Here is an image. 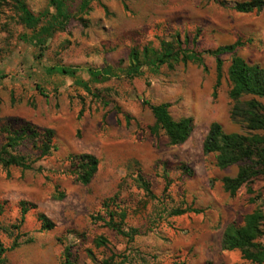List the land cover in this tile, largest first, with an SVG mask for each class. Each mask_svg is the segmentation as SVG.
<instances>
[{
	"label": "rangeland",
	"instance_id": "374dc122",
	"mask_svg": "<svg viewBox=\"0 0 264 264\" xmlns=\"http://www.w3.org/2000/svg\"><path fill=\"white\" fill-rule=\"evenodd\" d=\"M22 1L35 16L53 11L48 0ZM64 1L76 18L43 48L21 39L30 36L32 29L21 24L15 2L0 3L2 97L14 85V78L20 76L21 63L29 66L31 82L36 79L43 88L50 89L53 84L63 86L66 78H42L41 72L47 66L77 63L85 69L111 63L125 69L134 47L149 45L156 49L160 39L172 42L177 34L182 41L188 37L184 48L202 54V63H180L174 69L163 66L156 73L145 69L143 77L133 80L120 70L105 84L92 85L97 98L88 95L86 101L82 99L85 95L74 88L66 87L59 96L52 90L47 99L29 90L28 100L40 107L29 117L30 122L37 127L44 120L58 125L53 142L59 153L37 163L38 148L33 141L25 142L16 151L28 153L26 157L36 162L33 170L14 167L8 174L2 173L0 203H7L1 218L4 225L20 218L21 200L37 205L22 227L35 241L9 252L8 264H65L66 247H70L72 264H201L196 249L200 238H208L228 224L242 225L244 217L256 209L264 212V175L252 179L231 197L221 180L235 177L244 163L220 169L216 166L217 153L205 155L203 151L213 122H218L226 133L264 135V130L250 132L231 119L234 102L228 79L234 56L264 67V9L247 14L234 10L235 4L249 0H97L87 14H81V0ZM237 40L244 45L222 56L219 80L216 59L205 52ZM251 99L254 97L244 98ZM255 99L264 105V99ZM144 100L170 103L171 114L177 120L193 117L195 128L189 140L173 147L162 132L153 135L150 127L154 118L143 105ZM79 103L83 109L81 121L77 117ZM28 111L31 113L30 107ZM19 123L11 119V126ZM4 141L0 137V146ZM83 152L93 153L100 160L99 172L88 186L66 175L61 165L68 153ZM182 165L192 169L193 176L184 174ZM38 166L44 169L42 173L36 171ZM138 171L151 185L155 199L138 188ZM167 178L174 183L169 194L164 193ZM210 178L214 179L212 187L208 185ZM113 197L116 201L111 205L121 203L128 212L124 231L137 230L138 235H118L98 220L99 215L104 216L103 200ZM188 207L203 212L171 216L173 210ZM38 213L48 216L56 228L42 231ZM0 235L10 246L11 239ZM214 243L207 247L214 248Z\"/></svg>",
	"mask_w": 264,
	"mask_h": 264
},
{
	"label": "trees",
	"instance_id": "16d2710c",
	"mask_svg": "<svg viewBox=\"0 0 264 264\" xmlns=\"http://www.w3.org/2000/svg\"><path fill=\"white\" fill-rule=\"evenodd\" d=\"M3 1L7 0H0V3ZM13 1L18 8L21 24L28 30L29 28L32 29L30 36L24 35L21 39L31 42L39 48L45 47L56 33L64 32L72 19L76 18L64 0H48L49 7L53 11L47 10L38 16H35L22 0ZM95 1L97 0H81L79 13L87 14ZM263 9L264 0H249L234 6L235 11L244 14L254 11L260 12ZM187 40L188 37L182 41L180 35L177 34L172 42L160 39V47L156 49L149 45L141 49L134 47L128 56L129 66L125 69L115 68L109 64L100 68L87 66L85 72L88 74L89 80L82 81L81 87L86 93L97 98L92 90V85L106 82L108 78L114 77L117 71L121 70L127 79L133 80L143 77L145 69L156 73L163 66L174 69L180 63H202V54L184 48L188 44ZM243 45L241 40H237L233 44L205 52V54L215 57L219 80L222 77V56L234 53ZM81 69V67L54 66L51 67L50 73L75 78ZM228 79L231 83L230 97L234 102L231 119L234 122L244 124L250 132L263 131L264 105L255 98L264 99V67L252 65L245 59L234 56L228 69ZM38 90L40 91L41 88L38 87ZM40 94L46 96L43 90L40 91ZM248 96H252L254 99L244 100ZM143 105L147 106L153 115L154 124L150 127V132L153 135L158 136L162 132L167 137L169 145L173 147L181 146L189 140L195 128L193 117L175 119L170 111V103L153 104L144 100ZM82 115L83 110L78 117L81 118ZM53 140V131L40 129L31 124H26L21 129L11 132L0 148V176L4 172L8 174L10 169L14 167L23 171L33 170L35 161L26 156L15 154L23 142L33 141V144L41 152V156L46 157L57 149ZM203 151L205 155L217 153L216 166L220 169H227L232 165L244 163L235 177L222 179L225 191L229 192L231 196H235L252 179L264 175V135L226 133L218 122H213L204 139ZM69 160L71 172L76 176V180L82 185H89L98 173L100 160L90 153L71 155ZM181 170L188 176L194 174L192 169L186 165H182ZM135 181L138 188L143 190L146 196L152 200L156 198L151 190V185L145 181L141 171L137 172ZM165 183L164 193L168 194L172 181L167 178ZM115 201V197L103 200L104 216L99 215L98 220L103 221L105 226L118 235L128 238L138 235L137 230L128 233L124 231L123 226L128 212L121 203L112 206ZM6 205L7 203H0V234H5L12 243L10 246H6L0 235V264H8L7 254L9 252L14 251L22 244L34 242V238L28 233H24L22 227L27 214L37 210V205L27 200H21L18 203L20 218L16 223L4 225L1 218L5 213ZM188 212L200 213L201 210L193 208L175 209L171 212V216H182ZM37 218L42 231H52L56 228V223L44 213H38ZM263 226L264 212L261 209H256L244 217L243 225L231 224L226 228L222 248L229 251L240 250L246 259L253 263L264 264V246L259 243V239L264 237ZM64 255L65 264H72L70 247L65 248Z\"/></svg>",
	"mask_w": 264,
	"mask_h": 264
},
{
	"label": "crops",
	"instance_id": "0c3cea01",
	"mask_svg": "<svg viewBox=\"0 0 264 264\" xmlns=\"http://www.w3.org/2000/svg\"><path fill=\"white\" fill-rule=\"evenodd\" d=\"M159 47H160V43H159L158 48ZM108 64L111 65V63H108ZM75 65L74 66L65 65V66L66 67H79L77 63ZM20 66L22 67V69H21V71L19 73L20 76H17L16 78H14V80H15L14 85L9 89L8 92L3 94L4 97H2L0 95V137L5 139L3 144L6 142V139H7V137L9 136V134L11 132H14V131H17V130L21 129V127L26 125V124L34 125V124H32L30 122L29 117L30 116L33 117L38 111H40V107L39 106H35V104H32V102H30L28 100L29 99L28 95H29V90L30 89L34 93L39 94V96L41 98H45V99L49 98V93L48 92H51L53 90L52 94H57L59 96L61 94V92H63V90L64 91L66 90V87L67 88H72V89L74 88L77 91H81L80 94L82 93L83 95H85V97L82 98L85 101H86V98L89 95L81 87V82L82 81L86 82V81L89 80V76L85 72V69H81L80 72L78 73V75L75 78H71V77H67V76H62V75H60L58 73H50L51 67H54V66H47L46 68H44L43 72H41V77L42 78H44L45 76L46 77H52V78L64 77V78H66V82L64 83L63 86H59V85L53 84L52 88L46 89V88H43L44 86L42 84H40L38 82V80L35 79L33 82L30 81V79H29V77H30L29 76V66L28 65H25V64L23 65V63H21ZM13 68L14 67H12L11 69H13ZM98 68H100V67H98ZM36 73L38 74V73H40V71H37ZM31 78H33V77H31ZM105 83L106 82L99 83V84H96V85H103ZM38 87L41 88V90L44 91L46 96H42L40 94L41 90L39 91ZM73 101H74V99H73ZM79 101H81V100L79 99ZM162 103H165V102H162ZM158 104H161V103H158ZM79 105H80V108L78 110V115L83 110L81 103H79ZM28 107L31 108V113H29ZM83 118L84 117H82V119ZM11 119L19 120V122H20L19 124L20 125L11 126ZM80 119L81 118H78V121H81ZM40 125H42V126H39L38 128H40V129H48V130H51V131L54 132V141H55V139H56V137L58 135V131H59L58 125H56L51 120H44V121H42V124H40ZM36 127H37V125H36ZM25 142H30V141H25ZM25 142H23L22 144H24ZM54 143H55L57 149L55 151H53L50 155L46 156V157H42L41 156V152L37 149L38 150L37 152L40 153V157H39V160L37 161V163L38 162L39 163H41V162L44 163V162L48 161L47 160L48 158L51 159L54 156L58 155L59 148H58V145L56 144V142H54ZM22 144L19 147H21ZM2 145L0 146V148L2 147ZM19 147L17 148V150L19 149ZM17 153L20 154L21 156L28 155V153H19L18 151H16L15 154H17ZM83 153H90V152H83ZM83 153H76V154L75 153H68L63 158L64 161H63V163L61 165H64V168L66 169V175H69V176L72 175L73 177L76 178V176L71 172L72 169H71V162L69 160V157L71 155H80V154H83ZM90 154H93V153H90ZM93 155H95V154H93ZM25 171H28V170H25ZM36 171L42 173L44 171V169L41 170V168L38 166V169ZM98 172H99V170H98ZM97 174H96V176H97ZM1 176H0V179H1ZM96 176L94 177V179L96 178ZM93 180H92V182H93ZM213 182H214L213 178L208 179V185L210 184V187H212V185L214 184ZM221 184H222V187L224 189V185H223L222 180H221ZM165 185H166V183H165ZM173 185H174V183H172L168 194L170 193ZM83 186H85V185H83ZM224 191H225V189H224ZM226 193L229 194V192H226ZM231 197H233V196H231ZM23 200H26V199H23ZM188 208L198 209V208H195V207H188ZM184 209H187V208H184ZM198 210H201V209H198ZM202 212L203 211L201 210L200 213H202ZM190 213H194V212H188L186 214H190ZM200 213H194V214H200ZM243 224H244V220H243ZM229 225H231V224L225 225L224 227L220 228L218 231H213L211 236H209L208 238L202 237V238H200L198 240V245H197L196 249L199 250L200 257L203 260V261L201 260V262H202L201 264H257V263H253L252 261L246 259L240 250L229 251V250H224L222 248V241H223L224 233H225L226 228ZM262 228L264 230V226ZM213 240L215 242L214 243V248L210 249L207 246L209 244H212ZM34 241H35V238H34ZM259 243L264 246V237L259 239ZM30 244H32V243H30ZM30 244H22L17 249H19V248H21V247H23L25 245H30ZM201 244H203L202 247H201ZM17 249H15V250H17Z\"/></svg>",
	"mask_w": 264,
	"mask_h": 264
}]
</instances>
